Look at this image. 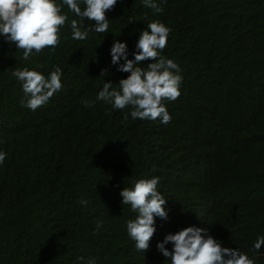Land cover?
Wrapping results in <instances>:
<instances>
[{
	"label": "trees",
	"instance_id": "1",
	"mask_svg": "<svg viewBox=\"0 0 264 264\" xmlns=\"http://www.w3.org/2000/svg\"><path fill=\"white\" fill-rule=\"evenodd\" d=\"M155 2L161 12L117 0L108 31L80 41L71 30L80 18L56 0L68 17L60 44L28 60L0 35V264H171L157 244L189 226L264 264V246L254 248L264 236V0ZM155 21L170 28L161 55L183 77L180 97L164 102L168 124L96 100L105 82L117 88L130 75L111 63L114 41L134 59ZM57 66L61 90L35 111L22 106L12 73L48 77ZM153 177L168 218L137 251L127 233L137 213L120 193Z\"/></svg>",
	"mask_w": 264,
	"mask_h": 264
},
{
	"label": "clouds",
	"instance_id": "2",
	"mask_svg": "<svg viewBox=\"0 0 264 264\" xmlns=\"http://www.w3.org/2000/svg\"><path fill=\"white\" fill-rule=\"evenodd\" d=\"M62 3L80 18V21H71L72 38L83 41L90 32L108 31L106 13L115 8L117 0H62ZM81 3L84 5L83 10ZM142 3L156 12L162 11L155 0H142ZM85 18L90 22L87 26ZM67 19L66 14H61V5L56 0H0V35L23 52L24 60L45 48L57 47L60 44V29ZM82 24L86 30H81ZM147 27L148 30L142 31L136 44L134 59H129L126 42L114 41L110 50L111 63L118 65L117 71L130 75L120 79L117 88L113 87L112 82H105L96 100L111 104L118 110L130 107L133 119H159L161 123L168 124L172 118L164 102L175 101L180 97L183 77L179 65L173 59L161 55L167 46L170 28L159 21ZM121 60L124 62L121 63ZM147 60L152 62L146 68L138 66ZM105 72L108 71L103 70L101 75ZM12 74L22 83L26 97L21 100L22 106L33 111L44 106L62 88V70L59 66L48 77L27 67L17 68ZM92 103L85 102V107ZM124 119H128L127 114ZM5 158L6 153L0 152V164ZM159 182V177L140 179L134 187H125L120 193L123 205H130L131 210L137 213L135 219L127 222V233L135 242L137 251L146 252L149 249L150 241L157 231L156 218H168L165 208L167 199L157 190ZM81 203L87 205L88 201ZM101 226L98 223L96 227ZM169 243L173 245L171 250L166 247ZM262 246L264 236L257 239L254 248L258 251ZM157 248L171 264H255L238 248L223 247L222 242L211 236L208 229L197 226L167 234L157 244ZM89 264H95V261Z\"/></svg>",
	"mask_w": 264,
	"mask_h": 264
}]
</instances>
